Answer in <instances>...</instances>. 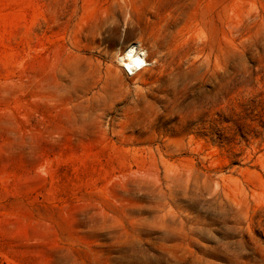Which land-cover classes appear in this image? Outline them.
<instances>
[{"label": "rangeland", "instance_id": "obj_1", "mask_svg": "<svg viewBox=\"0 0 264 264\" xmlns=\"http://www.w3.org/2000/svg\"><path fill=\"white\" fill-rule=\"evenodd\" d=\"M0 264H264V0H0Z\"/></svg>", "mask_w": 264, "mask_h": 264}, {"label": "bare ground", "instance_id": "obj_2", "mask_svg": "<svg viewBox=\"0 0 264 264\" xmlns=\"http://www.w3.org/2000/svg\"><path fill=\"white\" fill-rule=\"evenodd\" d=\"M142 55V53L140 54L136 49H134V46L127 47L120 57L121 66L124 69L128 68L131 72H133L138 66L144 64Z\"/></svg>", "mask_w": 264, "mask_h": 264}, {"label": "built area", "instance_id": "obj_3", "mask_svg": "<svg viewBox=\"0 0 264 264\" xmlns=\"http://www.w3.org/2000/svg\"><path fill=\"white\" fill-rule=\"evenodd\" d=\"M144 64H145V62H144ZM144 66H145V65H140V66H138V67L136 68V70H134L133 72H131L128 68H125V69H126V71H127L130 75H132L133 73H135V72L140 71L141 69H143ZM140 68H141V69H140Z\"/></svg>", "mask_w": 264, "mask_h": 264}]
</instances>
